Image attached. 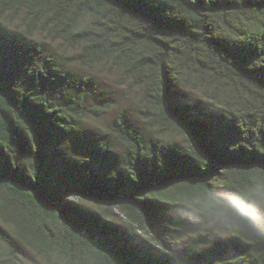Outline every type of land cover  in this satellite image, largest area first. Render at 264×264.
Here are the masks:
<instances>
[{"label":"trees","instance_id":"obj_1","mask_svg":"<svg viewBox=\"0 0 264 264\" xmlns=\"http://www.w3.org/2000/svg\"><path fill=\"white\" fill-rule=\"evenodd\" d=\"M10 12L29 42L0 38V264H17L22 247L50 264H264V236L206 234L178 211L222 215L210 188L221 200L264 194V0H0V18ZM36 33L69 45L70 62L121 68L141 109L183 142L144 141L120 113L118 165L89 134L58 161L84 114L55 98L68 77ZM232 210L247 217L252 205Z\"/></svg>","mask_w":264,"mask_h":264},{"label":"rangeland","instance_id":"obj_2","mask_svg":"<svg viewBox=\"0 0 264 264\" xmlns=\"http://www.w3.org/2000/svg\"><path fill=\"white\" fill-rule=\"evenodd\" d=\"M23 28L19 13L10 12L0 18V38L11 46L28 48L29 41L22 34ZM31 39L40 42L44 61L60 65L66 71L67 81L54 86L55 98L72 104L84 114L71 129L70 137L64 138L57 148L58 161L65 156H77L80 152L78 137L89 134L100 139L108 151L112 165H118L123 145L114 136L111 123L120 113L144 141L166 138L178 144L183 142L181 136L166 126L157 125L149 114L141 109L139 100L141 87L121 68L109 62L91 65L70 62L66 56L72 52L71 47L58 38L36 33ZM85 202L109 218L123 221V215L111 203L95 200ZM205 232L215 234L213 231ZM22 248L24 253L17 264H50L31 249Z\"/></svg>","mask_w":264,"mask_h":264},{"label":"clouds","instance_id":"obj_3","mask_svg":"<svg viewBox=\"0 0 264 264\" xmlns=\"http://www.w3.org/2000/svg\"><path fill=\"white\" fill-rule=\"evenodd\" d=\"M209 194L219 201L215 207L222 210V215L210 218L198 205L185 206L178 211L185 218L198 221L207 231L217 232L231 229L255 236H264V194L251 196L248 191L224 190V195L229 199L223 200L215 196L211 188ZM245 197L252 205V211L247 217L232 210V201H241Z\"/></svg>","mask_w":264,"mask_h":264}]
</instances>
